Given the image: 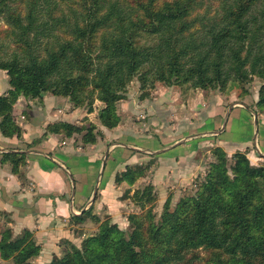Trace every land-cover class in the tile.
<instances>
[{"label":"trees","instance_id":"1","mask_svg":"<svg viewBox=\"0 0 264 264\" xmlns=\"http://www.w3.org/2000/svg\"><path fill=\"white\" fill-rule=\"evenodd\" d=\"M14 1L0 0V18L9 27L5 39L15 47L7 54L0 46V71L10 85L0 94L4 138L22 137L13 115L18 101L46 94L67 98L89 114L98 101L100 123L113 131L122 123L118 104L134 81L142 101L158 83L224 92L257 78L262 86L255 106L264 116V0H218L216 9L215 0H72L75 20L62 34L54 19L44 20L49 0H25L22 9ZM81 134L85 146L102 137L96 126L85 131L59 122L49 124L36 144L49 135ZM212 154L216 160L195 193L174 208L169 200L158 220L151 208L130 215L129 233L106 221L82 249L72 247L49 264H264V165L253 166L244 153L230 162L222 148ZM1 163L17 175L26 155L4 154ZM152 164L127 166L116 184L134 186ZM132 199L144 211L155 201L154 187L136 190ZM90 213L73 219L83 222ZM40 254L31 232L2 233L0 264H32Z\"/></svg>","mask_w":264,"mask_h":264},{"label":"crops","instance_id":"2","mask_svg":"<svg viewBox=\"0 0 264 264\" xmlns=\"http://www.w3.org/2000/svg\"><path fill=\"white\" fill-rule=\"evenodd\" d=\"M9 90L7 73L0 71V94ZM158 92L143 102H137L134 94L121 103L124 113L128 109L132 112L138 104L139 112L132 123L124 121L113 131L101 127L102 137L87 147H80L76 137L65 139L61 135L36 142L49 124H77L85 117L90 120L95 113L88 115L74 108L67 98L50 94L34 101L21 98L15 105L13 115L23 130L22 137L8 139L0 132V227H8L14 237L25 231L33 234L41 248L35 264H49L54 256L61 255L65 240H74L73 217L80 216L90 203L101 175V195L105 198L116 174L151 158L147 153L171 150L158 156L154 175L157 179L169 177L180 191L187 190L205 170L207 154L214 147L222 148L229 159L244 153L253 166L264 164V116L257 114L253 104L239 102L236 97L214 96L215 92L192 91L186 98L177 96L179 92L173 88ZM214 97L216 101H212ZM164 114L169 122L161 127ZM57 116L66 119L55 120ZM72 118L75 122L69 120ZM159 127L164 131L159 133ZM191 137L194 139L183 142ZM8 153L26 155L17 175L9 164L1 163L2 155Z\"/></svg>","mask_w":264,"mask_h":264},{"label":"rangeland","instance_id":"3","mask_svg":"<svg viewBox=\"0 0 264 264\" xmlns=\"http://www.w3.org/2000/svg\"><path fill=\"white\" fill-rule=\"evenodd\" d=\"M15 1L13 3L14 8L19 7L20 9H22V7L24 6L25 0H15ZM73 4L74 3L72 2V0H49L48 5L44 4V9H45L44 20L48 21L49 23H52L50 20L54 19V23L63 30L62 31V30L56 29L57 33L62 34L63 32L68 30L69 26H71L75 20L73 14H71L69 11L71 9H74V10L77 9L73 6ZM218 6H219L218 0H215L212 8L216 9ZM46 12L49 13L48 14L49 16L46 15ZM61 12H63V15L61 14ZM8 28L9 27L5 24L4 20L0 18V46L2 45L1 47L5 53L10 54L15 50V47L11 43L10 40L5 39ZM261 86H262V82L259 79L255 78L253 81L246 83V84H238V83L230 84L228 85L227 90H225L224 92H220L217 89H211L208 91H203L201 89L195 90L189 86H184L181 88H173V89L179 92L177 93V96L183 97V98H186L189 95H191L192 91H200L201 94H202V91L205 94H211L212 92H215L216 95L214 96L224 95L227 97H231L229 99H232V100H234L236 97V99L239 102L247 101L249 104H253L257 114L262 115L260 114L257 107L255 106L256 103L258 102V98H259L258 95H259V90ZM164 88H168V87H165L159 83L156 84L155 89L150 92V96L146 100L151 99V97H153V94L155 92L157 93V96H158L159 94L158 91H161ZM239 93L240 94L247 93V95L243 97V96H240ZM134 94L136 95L137 102L145 101V100L141 101L140 99V96L142 93L140 91L139 83L137 81H134L132 84L129 85L126 100L122 101L121 103L128 101L130 97L134 96ZM212 101H216V97H214ZM121 103L118 104V114L120 115L122 119L121 124H123L124 121H127V120H128V123L129 122L132 123L133 119H135V115H138V112H139L138 104L135 105L132 112H130V110L128 109V111L124 113L121 110V106H120ZM37 105L41 106V103H37ZM102 108H103V105L99 103L98 101H96L93 107L94 110L92 112L95 114L91 116L90 120L88 119V117H85L84 121L83 120L78 121L77 125L80 127H83L85 131L90 125L96 126L99 132H101L102 134L101 127L103 126L101 125L100 120H99V113ZM77 109L83 110L84 113H87L88 115H90L86 107L84 108L77 107ZM126 114H130L129 117H127ZM166 117H167V114H164L163 119L159 123V126L162 127L163 125L168 124L169 122L168 117L167 118ZM58 119H66V117L57 116L55 120H58ZM69 120H72L73 122H75L74 118L69 119ZM87 120L89 122H87ZM161 127H159L160 128L159 130H157L159 133L164 131V128H161ZM216 133H219V131H217ZM82 136L83 134L77 136L76 141L80 143V147H87L82 144ZM161 137L165 139L164 135H162ZM191 138L194 139V137H191ZM188 139L189 138L184 139V140H188ZM88 146H92V145H88ZM214 148H220V147H214ZM169 151L163 150L161 153L158 152L159 154L156 155L157 158L155 157V155H148L151 158L144 159L142 163L130 165V166L145 167L149 165L150 163H153L152 167L146 170L145 176L141 178L134 186H129L126 183H123L122 185H117L116 182L114 181L113 187L109 188L108 194L106 195L105 198H103V196L101 195V191L103 189L102 188L103 181H102V175H101L99 179V189H98L97 195L95 198L93 197V201L90 200L91 203L87 210V211H91L90 216H88L83 222H78L74 219L72 220V223H73L72 231H73L74 240H70V241L65 240L61 246V255L54 256V258L55 257L62 258L65 255L69 254L72 251V247H76L77 249H82L84 241L96 235L99 232V228L101 224L106 221H109L112 224H117L121 230H124L127 233H129L131 231V226L129 222L130 215H141L146 210L151 208L153 214L155 215V219L158 220L164 211L165 204L169 202V200H170V204L172 208H174L177 205V203L187 194L195 193V190H196L195 184H197V182L199 181L204 180L208 172L209 165L215 162L216 160V158L212 154V150H211V153L207 154V158H206L207 163H205L204 165L205 170L201 172V174H199L197 178H194L193 181H191V184L189 185V187H187V190L184 189V191H180L176 189L173 182L169 180V177H163V178L157 179L154 175V170L155 168H157L158 156L162 157L163 155L168 154ZM139 157L143 158L142 156H139ZM232 158L230 162H232ZM147 186L154 187L155 201L152 204V206L147 204L146 209L143 211L139 205L135 204L132 197L134 193L136 192V190H142ZM85 212H82L81 215ZM5 228L6 229L0 227V232L3 233L9 229L8 227H5ZM200 255L204 258H208L209 254L207 252L202 251ZM37 258L33 260L32 264H35L34 262L37 260Z\"/></svg>","mask_w":264,"mask_h":264},{"label":"water","instance_id":"4","mask_svg":"<svg viewBox=\"0 0 264 264\" xmlns=\"http://www.w3.org/2000/svg\"><path fill=\"white\" fill-rule=\"evenodd\" d=\"M225 123H226V120H225ZM224 123V124H225ZM192 138H189L188 140H184L183 142H187V141H189V140H191ZM172 147H170L169 149H171ZM167 151V150H166ZM159 153H161V152H159ZM159 153H147L148 155H157V154H159ZM108 158V156H106V159ZM106 162H107V160H105L104 162H103V167H102V172H104V169H105V167H106ZM62 168H63V170L70 176V174L68 173V170L64 167V166H62ZM98 189H99V182H98V185L96 186V189H95V191H94V194H93V196H92V198H91V201H93V197L95 198L96 197V195H97V192H98ZM91 203V202H90ZM90 203L87 205V207L83 210V212H85V211H87L88 210V207H89V205H90Z\"/></svg>","mask_w":264,"mask_h":264}]
</instances>
